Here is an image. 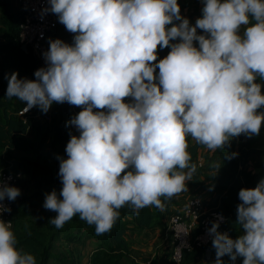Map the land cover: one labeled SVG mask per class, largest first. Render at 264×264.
<instances>
[{
	"label": "clouds",
	"instance_id": "clouds-1",
	"mask_svg": "<svg viewBox=\"0 0 264 264\" xmlns=\"http://www.w3.org/2000/svg\"><path fill=\"white\" fill-rule=\"evenodd\" d=\"M202 2V17L192 26L177 0H48L43 13L56 14L75 34L73 43L50 39L47 66L35 71V80L15 72L5 78L6 96L26 102L25 112L38 106L47 113L65 102L82 108L67 122L80 134L69 133L67 159L58 157L62 199L55 190L45 194L43 207L57 213L49 220L57 229L79 214L103 235L125 205L137 215L152 206L164 211L161 197L188 191L196 173L189 137L215 151L233 137L260 134L264 0ZM158 48L170 51L158 60ZM20 194L0 183V201ZM238 197L243 234L232 239L219 232L222 216L208 229L215 264L226 254L233 262L264 264V178ZM2 212L11 208L0 203ZM0 264H37L17 248L11 221L2 219Z\"/></svg>",
	"mask_w": 264,
	"mask_h": 264
},
{
	"label": "trees",
	"instance_id": "trees-1",
	"mask_svg": "<svg viewBox=\"0 0 264 264\" xmlns=\"http://www.w3.org/2000/svg\"><path fill=\"white\" fill-rule=\"evenodd\" d=\"M191 4L186 2L180 5L182 17L188 20L190 16L188 17L186 14V8ZM193 6L194 11L191 16L197 15L198 18H201L204 5L194 1ZM0 14V171L2 169L22 171L23 177L20 182L23 181L25 177L23 165L19 159L14 157V150L27 151L30 145L33 147L31 152L40 156L49 136L52 135V156L55 164L49 169L47 177L51 179L53 190L57 192L59 197L63 185L58 175L60 166L58 157L67 159L65 149L71 138L69 133L78 136L71 126H67V122L74 116L75 108H82L70 105L67 102L63 104L53 103L49 118H44L46 114L42 113L44 120L35 119L34 117L38 106L26 120L18 115L19 109L26 102H21L16 97L9 99L6 96L8 79L5 77L15 72L18 73V79L35 80V71L43 66L30 49L24 50L22 48L19 33L23 12L19 10L17 0L15 2L14 0H0ZM58 26L55 30L57 35L73 43L75 34L67 31L61 23ZM168 27H171V25ZM197 33L204 34L200 29H197ZM176 42H179V40L170 41V43ZM193 43L194 46L199 47L198 41ZM169 51L170 48H158V60L166 57ZM158 72L159 69L157 68L155 74L158 75ZM256 82L261 84V92L264 94V80L257 77ZM124 100L126 103L132 102L131 97ZM94 111L99 110L94 109ZM259 111H264V107ZM30 131L35 133L36 136L31 139L25 138V135ZM262 133H264V123H262L260 130V134ZM260 134L251 137L241 134L238 137L231 138L228 145H225L223 149L216 150L218 160L212 164H208L212 159L209 153H204L207 147L196 143L191 137L188 138V151L192 157L190 163L196 164L197 170L193 179L186 182L187 188L191 191L206 190L217 195L218 204H211V206H214L217 211L227 218L223 227L229 231V237L232 239H237L241 234L240 226L237 223V206L241 203L238 197L239 191L242 188H255L258 182L264 178V159L262 160L264 145L259 144ZM232 153L237 155L232 159H228V156ZM209 156L210 159H208ZM257 158H261V160ZM216 163L220 164V167L214 169L212 165ZM250 163L253 165L251 168ZM59 198L62 199V197ZM161 200L166 205L164 211L152 206L141 209L138 215L133 212L131 206L125 205L118 210L120 215L112 229L103 235H97L95 226L80 219L79 214L66 222L60 229H57L54 225L51 227L38 226L34 222H29L26 225L23 220L29 216V213L23 207H18L16 202L12 231L17 238L18 249L32 254L37 264H50L52 258L56 256L52 251L56 239L60 237L68 238L71 234L70 229L80 231L84 225L88 224V234L99 240L90 256L89 264H122V259L131 251L129 240L125 235L126 232H142L159 227L166 230V218L171 214L172 206L178 205V202L175 196L170 200L161 197ZM56 215V212L51 211L50 219ZM208 248L212 250L209 263L215 264L216 250L212 245L185 251L180 264H198L199 261V264H203L202 260L205 258ZM221 259L223 264H243V257H237L236 261L233 262L230 256L226 254ZM163 262L164 264L172 263L169 258ZM151 264H158V260L153 261Z\"/></svg>",
	"mask_w": 264,
	"mask_h": 264
},
{
	"label": "crops",
	"instance_id": "crops-1",
	"mask_svg": "<svg viewBox=\"0 0 264 264\" xmlns=\"http://www.w3.org/2000/svg\"><path fill=\"white\" fill-rule=\"evenodd\" d=\"M193 1L191 6L186 8V14L189 19L195 17L198 18V16H191L192 12L194 11L193 3L194 1H197L200 5H203L202 0H190ZM15 2V0H14ZM193 7V11L189 8ZM190 10V11H189ZM189 13V14H188ZM1 17V14H0ZM60 22L58 21V25ZM57 25L56 28L59 26ZM195 23H192V26H194ZM244 31H245V26ZM56 30V29H55ZM53 31V33L48 37V43L49 40H55L60 39L64 41L65 43L72 44L69 40H64L62 37L57 35V32ZM243 35V34H241ZM21 101V100H20ZM22 102V101H21ZM126 103V101L124 100ZM42 111L38 108L37 113L35 114V119H41L44 120V118H49L52 113V105L46 115L43 118ZM42 115V116H41ZM36 135L32 131L28 132L25 135V138L31 139L34 138ZM52 135L49 136L46 145L44 146L43 152L40 154V156L33 154L32 146L29 145V150H14V157L16 159H19L21 164L23 165L24 169V179L21 181L17 188L20 190V195L17 198V204L18 207H23L24 210L29 211L28 213H32V211H38L37 214V223L40 222L44 226H47L46 222L48 221V215L50 213V210L45 209L43 207L44 200H45V194L50 193L53 191V184L51 179L47 177L49 174V169L55 164L54 157L52 156ZM204 153H209L212 159H210V156L208 159H210V162L208 164L215 163L218 160V153L217 151H211L208 148L204 150ZM207 157V154L205 155V159ZM258 160H261V158H257ZM264 157H262V160ZM202 162V161H201ZM250 168L253 166L250 163ZM188 191H191V189H188ZM185 193V192H184ZM202 195L201 197L204 199V203L206 207H214L211 206V204H218V197L215 193L206 191V190H194L191 191V196H188L186 199L182 198V194L175 196L176 200L178 202V205L172 206V211H174L176 208L184 204L190 197L194 195ZM169 217V216H168ZM168 217L166 218V222L168 220ZM39 220V221H38ZM23 223H29L31 222L30 216H27L24 218ZM44 222V223H43ZM50 226V225H49ZM48 227V226H47ZM88 228L89 225H84L82 230L77 229H70L71 234L68 238L60 237L56 239L54 242V252H55V260L56 263L61 264H89L90 256L92 255L95 247L98 245L99 240L94 237L90 236L88 234ZM241 234H243V230L240 227ZM152 235V240L149 238V235ZM167 234L166 230H162L160 227L153 229V230H144L142 232L137 231H128L125 233L127 239L130 243V253L125 256L122 259V264H146L144 260L147 258H151L150 260L155 261L158 260V264H164L163 261L168 259L170 257V251L171 246L169 240L165 239L163 236ZM240 234V235H241ZM74 235V237H73ZM157 236H159V241L157 242ZM144 237H147L145 239ZM166 237V235H165ZM151 245L154 246V248L151 247ZM151 247V249H150ZM166 258V259H165ZM143 259V260H142ZM142 260V261H141ZM203 264H210L209 260L206 261L205 258L202 260ZM200 261L198 262V264ZM176 264V263H171Z\"/></svg>",
	"mask_w": 264,
	"mask_h": 264
},
{
	"label": "built area",
	"instance_id": "built-area-1",
	"mask_svg": "<svg viewBox=\"0 0 264 264\" xmlns=\"http://www.w3.org/2000/svg\"><path fill=\"white\" fill-rule=\"evenodd\" d=\"M17 5L19 10L23 12L19 33L20 42L34 53L43 67H46L43 54L49 49L48 37L58 25V16L51 12L43 13V9L50 7L48 0H17ZM26 107L25 103L18 111V115L25 120L36 110V107H33L25 112ZM81 110L75 108L74 116ZM71 127L79 136L80 133L76 127ZM22 177V171L9 169L0 171V183H6L16 188ZM16 202L17 199L9 201L7 198L0 201L5 207L11 208V212L0 213V219L5 222L11 221L12 230L14 228L13 213ZM221 216L224 219L219 222L218 231L227 233L229 236V231L223 227L227 218L214 207H206L204 199L200 195L190 197L184 204L172 211L168 217L166 228L167 239L171 246L169 260L172 263L180 264L185 251L212 245L213 237L208 234V229Z\"/></svg>",
	"mask_w": 264,
	"mask_h": 264
},
{
	"label": "rangeland",
	"instance_id": "rangeland-1",
	"mask_svg": "<svg viewBox=\"0 0 264 264\" xmlns=\"http://www.w3.org/2000/svg\"><path fill=\"white\" fill-rule=\"evenodd\" d=\"M177 2H178V4L179 5H182V4H184V3H186V2H190V3H192L193 1H190V0H177ZM189 9H191L192 11H193V7L192 8H189ZM190 11V10H189ZM189 14V13H188ZM197 20V18H195V17H193V18H191V19H189V22H190V25H192V23H195V21ZM243 32H244V27L243 26H241V29H240V34H243ZM259 144H261V145H264V133H262V134H260V141H259ZM180 194H182V193H180ZM179 194V195H180ZM188 196H191V191H185V193L183 192V195H182V198L183 199H186ZM38 211L39 210H37V211H32V213H30L29 214V216H30V219H31V223H35L36 225H38V226H44L43 224H41L40 222H38L37 223V214H38ZM29 212V211H28ZM50 216H51V211H50V213H49V215H48V221L46 222V224H47V226L48 227H51V226H53L51 223H49V220H50ZM39 221V220H38ZM44 223V222H43ZM26 225H27V223H25ZM50 225V226H49ZM47 226H45V227H47ZM152 235L153 234H151V235H149L150 237L149 238H151V240H152ZM165 235H166V237H165ZM163 237L167 240V234H165ZM145 239H147V237H144ZM157 238V240H155V241H157V242H161V241H159V236H157L156 237ZM151 247L152 248H154V246L153 245H151ZM151 247H150V249H151ZM53 253L55 254V252H54V248H53ZM53 259H55V257L54 258H52V260L50 261V264H58V263H56L55 262V260L53 261ZM151 258H149L148 260H147V258H145L144 260H146L145 261V263L146 264H151L153 261L152 260H150ZM143 260V259H142ZM141 260V261H142ZM61 264H65V263H61Z\"/></svg>",
	"mask_w": 264,
	"mask_h": 264
},
{
	"label": "water",
	"instance_id": "water-1",
	"mask_svg": "<svg viewBox=\"0 0 264 264\" xmlns=\"http://www.w3.org/2000/svg\"><path fill=\"white\" fill-rule=\"evenodd\" d=\"M22 48H23L24 50H28V48H27L26 45H22ZM211 255H212V250H211L210 248H208V249L206 250V253H205V260H206V261L210 260Z\"/></svg>",
	"mask_w": 264,
	"mask_h": 264
}]
</instances>
